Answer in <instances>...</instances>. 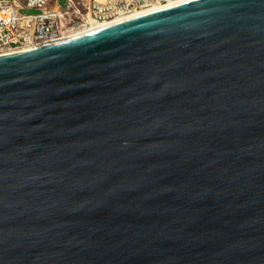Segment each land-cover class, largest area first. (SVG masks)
Segmentation results:
<instances>
[{"label":"water","instance_id":"obj_1","mask_svg":"<svg viewBox=\"0 0 264 264\" xmlns=\"http://www.w3.org/2000/svg\"><path fill=\"white\" fill-rule=\"evenodd\" d=\"M0 264H264V0L0 52Z\"/></svg>","mask_w":264,"mask_h":264},{"label":"built area","instance_id":"obj_2","mask_svg":"<svg viewBox=\"0 0 264 264\" xmlns=\"http://www.w3.org/2000/svg\"><path fill=\"white\" fill-rule=\"evenodd\" d=\"M53 1L0 0V50L51 42L84 27L89 17L107 21L170 0H67L66 7Z\"/></svg>","mask_w":264,"mask_h":264},{"label":"bare ground","instance_id":"obj_3","mask_svg":"<svg viewBox=\"0 0 264 264\" xmlns=\"http://www.w3.org/2000/svg\"><path fill=\"white\" fill-rule=\"evenodd\" d=\"M182 1H185V0H170L167 3L155 4L154 6H151L149 8L138 10V11H136L134 13H131V14H128V15H125V16H122V17L114 18V19H111V20H107V21H99L98 22V21H95V20H93L92 18L89 17L88 21H87V23H86V25L84 27H81V28H79L77 30H72L69 33H65V35L63 37H61L59 39H56V40H51V42L52 41L66 39V38H70V37H74V36H77V35H80V34H83V33H86V32H90V31L96 30L98 28L110 25L112 23H116V22H119V21H122V20H125V19H128V18H132V17L138 16V15L150 12V11L158 10V9H161V8H164V7H167V6H171V5L177 4V3L182 2ZM48 42H50V41H47V42H44V43H48ZM41 44H43V43H41ZM35 45H37V44L27 45V46H22V47H16V48H9V49H1L0 52L20 49V48H25V47H31V46H35Z\"/></svg>","mask_w":264,"mask_h":264},{"label":"rangeland","instance_id":"obj_4","mask_svg":"<svg viewBox=\"0 0 264 264\" xmlns=\"http://www.w3.org/2000/svg\"><path fill=\"white\" fill-rule=\"evenodd\" d=\"M53 2L60 4L62 7H66L67 6V0H54ZM21 11L24 12V13H37V12H39V9H35V8L26 9V8H23V9H21Z\"/></svg>","mask_w":264,"mask_h":264},{"label":"crops","instance_id":"obj_5","mask_svg":"<svg viewBox=\"0 0 264 264\" xmlns=\"http://www.w3.org/2000/svg\"><path fill=\"white\" fill-rule=\"evenodd\" d=\"M53 4L55 5V4H57V3H54V2H53Z\"/></svg>","mask_w":264,"mask_h":264}]
</instances>
